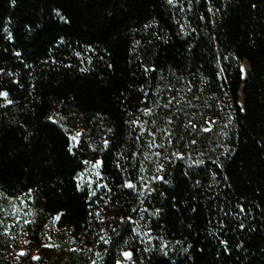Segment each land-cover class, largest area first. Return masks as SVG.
Listing matches in <instances>:
<instances>
[{"label": "trees", "instance_id": "1", "mask_svg": "<svg viewBox=\"0 0 264 264\" xmlns=\"http://www.w3.org/2000/svg\"><path fill=\"white\" fill-rule=\"evenodd\" d=\"M0 93V264H264V0H0Z\"/></svg>", "mask_w": 264, "mask_h": 264}, {"label": "rangeland", "instance_id": "2", "mask_svg": "<svg viewBox=\"0 0 264 264\" xmlns=\"http://www.w3.org/2000/svg\"><path fill=\"white\" fill-rule=\"evenodd\" d=\"M241 69H243L242 74L243 78L245 79L247 75L249 74V68L246 63H242ZM143 130L148 132L149 131V137H147V145L146 153L145 155L148 156V167L146 170V176H145V183L151 184L154 182L156 178V171L155 167L159 163V160H161V156L158 153L161 150L160 145V139L162 138L160 136V130L158 129L156 132L153 133V128L150 129L149 126H142ZM155 128V127H154ZM66 131L69 134V138L71 140L72 148H75L78 144L79 138L81 136V131L74 129H66ZM79 133V135H77ZM99 167L100 163H94V164H88L86 166V169L78 176V182L79 185L83 188H89L91 192V196L95 199H99L102 197V191H101V180H100V174H99ZM147 186V185H146ZM143 186V189L146 187ZM24 251L19 250L18 255H23ZM129 257H125L124 259L127 260Z\"/></svg>", "mask_w": 264, "mask_h": 264}, {"label": "snow or ice", "instance_id": "3", "mask_svg": "<svg viewBox=\"0 0 264 264\" xmlns=\"http://www.w3.org/2000/svg\"><path fill=\"white\" fill-rule=\"evenodd\" d=\"M170 2H171V0H170ZM241 70L243 71V69H241ZM6 95H7L6 93H0V96H6ZM77 135H79V133ZM96 163L99 164L100 162L97 161ZM129 186H131V185H129ZM123 255L127 258V257H130L131 254L128 252H124ZM117 264H119V262H117Z\"/></svg>", "mask_w": 264, "mask_h": 264}]
</instances>
